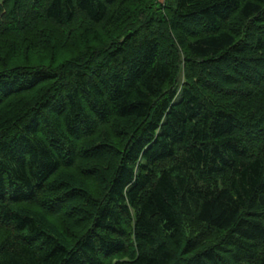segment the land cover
Returning <instances> with one entry per match:
<instances>
[{"label":"trees","instance_id":"trees-1","mask_svg":"<svg viewBox=\"0 0 264 264\" xmlns=\"http://www.w3.org/2000/svg\"><path fill=\"white\" fill-rule=\"evenodd\" d=\"M0 264H264V0H0Z\"/></svg>","mask_w":264,"mask_h":264},{"label":"rangeland","instance_id":"rangeland-1","mask_svg":"<svg viewBox=\"0 0 264 264\" xmlns=\"http://www.w3.org/2000/svg\"><path fill=\"white\" fill-rule=\"evenodd\" d=\"M160 2H163V0H159ZM80 28H76L75 31L73 32V35H71V37L69 39L66 40V43L64 44V47H62L61 49L59 48L58 44H54V49H53V45L52 43H50V47L44 49V50H39V51H35L33 52V56L32 57H39V56H48V58H51L52 56L56 55V56H63L65 55L66 57H68L70 55L71 52H73L74 47L79 48L82 40H81V31H79ZM55 58V56L53 57ZM46 60V59H45Z\"/></svg>","mask_w":264,"mask_h":264}]
</instances>
